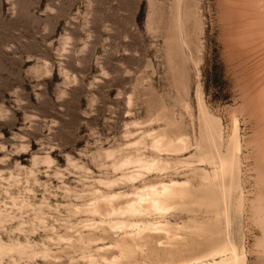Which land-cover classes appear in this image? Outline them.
<instances>
[{
  "label": "rangeland",
  "instance_id": "374dc122",
  "mask_svg": "<svg viewBox=\"0 0 264 264\" xmlns=\"http://www.w3.org/2000/svg\"><path fill=\"white\" fill-rule=\"evenodd\" d=\"M226 7L225 0H0V240L30 242L38 253L0 255V264H70L57 236L100 221L85 209L101 193L185 179L175 167L135 183H103L121 176L114 164L135 156L137 141L146 160L156 156L155 139L165 147L187 138V154L163 156L175 163L212 150L197 90L225 140L232 115L240 119L248 199L243 213L232 214L231 231L247 264H264V125L256 97L264 67L245 73L250 55L229 48ZM189 214L168 217L181 225ZM196 217L203 226L184 232L185 255L206 241V231L218 233L211 217ZM43 246L57 257L42 256ZM75 260L84 264L78 253Z\"/></svg>",
  "mask_w": 264,
  "mask_h": 264
},
{
  "label": "bare ground",
  "instance_id": "6f19581e",
  "mask_svg": "<svg viewBox=\"0 0 264 264\" xmlns=\"http://www.w3.org/2000/svg\"><path fill=\"white\" fill-rule=\"evenodd\" d=\"M225 2V18L233 28L227 36V44L236 56L244 53L250 55L245 73L259 74L260 68L264 67V0ZM153 6L152 1L150 27ZM256 97L260 105L259 122L264 125V85ZM197 102L199 114L201 113L199 119L208 127L209 142L213 149L203 153L199 151V154L196 151L193 156L179 159L175 163L163 156L187 154L190 144L186 137H180L178 145L168 143L165 147H162L160 139L153 140L151 150L156 156L152 160H146L142 156L140 145L144 143L134 142L133 149L137 154L120 163L116 162L115 170L120 171L121 176L103 182L105 185L112 187L119 180L135 183L152 171L161 169L169 172L175 167H181L186 178L144 182L141 187H133L131 193H101L100 200L90 203L89 206H92L85 209L89 216L101 215L100 221L89 218L86 220L89 223L82 226L87 232L75 229L73 234H69V238L64 235L57 236L59 242H67L59 252L69 254L70 264H77L75 253L80 255L84 264H133L140 259L146 264L151 260H155L156 264H247L246 248L243 244H237L231 231L232 214L243 213L248 199L241 175L244 143L241 138L240 119L237 115H232L231 129L225 140L220 124L216 128L215 122L209 116L199 90ZM260 139L264 141L263 138ZM112 154L111 151L106 152L107 157ZM259 154L264 172V145L259 148ZM190 175L198 179L197 185ZM121 197L125 199V206H114V201ZM173 212H186L194 217L190 222L180 225L169 219L168 215ZM203 213L211 217L212 224L218 225V233L206 231V241L198 244L194 254L185 255L184 232L203 226L196 217ZM29 243L0 240V255L17 256L20 259L27 255L33 257L38 253ZM39 253L44 257H57L47 246H43Z\"/></svg>",
  "mask_w": 264,
  "mask_h": 264
}]
</instances>
